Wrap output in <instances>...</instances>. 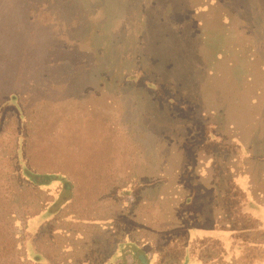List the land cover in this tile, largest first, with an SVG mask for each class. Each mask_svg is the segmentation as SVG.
<instances>
[{
  "label": "rangeland",
  "instance_id": "1",
  "mask_svg": "<svg viewBox=\"0 0 264 264\" xmlns=\"http://www.w3.org/2000/svg\"><path fill=\"white\" fill-rule=\"evenodd\" d=\"M11 92L0 133L17 128L18 169L24 144L42 173L71 170L74 211L112 217L119 205L96 196L144 178L134 213L173 226L162 245L145 248L151 262L192 264L200 240L219 231L221 264H264V209H251L241 177L227 182L228 227L208 219L221 214L219 190L209 188L233 173L264 204V0H0V97ZM226 168L233 173L217 174ZM180 173L189 196L177 226ZM195 200L200 213L185 210ZM50 220L42 213L24 231L37 264H54L36 248ZM73 245L61 258L82 255ZM120 248L106 246L97 264H116Z\"/></svg>",
  "mask_w": 264,
  "mask_h": 264
},
{
  "label": "trees",
  "instance_id": "2",
  "mask_svg": "<svg viewBox=\"0 0 264 264\" xmlns=\"http://www.w3.org/2000/svg\"><path fill=\"white\" fill-rule=\"evenodd\" d=\"M6 98L17 100L14 93L11 92L8 96L3 95L0 97V104ZM21 111L24 118V107ZM13 131L7 134H4V132L0 133V264H37L36 261H31L27 258L23 248V235L27 228V221L42 213H46L51 220L40 234L36 242V248L39 255L54 264H97L102 257L103 249L106 246L112 247L116 243L121 246L120 251L117 252L116 264H159L163 259H166L164 260L165 263L170 264V262L176 261L169 255H158L151 262L153 258L152 252L149 250L148 252L145 251L146 247V249H150L154 244L162 245L165 242L166 234L171 235L173 226L161 228L159 226L160 223L158 224V219H153L154 221L151 223V221L140 220L141 216L139 213H134L141 201L140 191L147 185L143 182L144 178L140 181L134 179L132 183L125 184L126 186L122 188L114 183L115 186H112L111 190L96 196V201L101 202L109 198L113 200L114 204L119 205L118 213L112 217L106 214L100 216V212L96 210L92 214L93 217L87 210L85 214L84 210L82 212L74 211L76 199L73 196L74 184L70 177L71 170L42 173L39 168L31 165L30 149L23 144L22 156L24 160L20 171L16 158L17 128L15 127ZM212 142H218V139ZM181 173L178 177V182L186 193H184L183 200L176 211L175 224L177 226L180 225L178 223L180 213L183 212L186 215L182 209L189 196V190L185 187L186 183L181 181ZM229 173H233V170L226 168L224 171L217 172L221 176ZM237 178L245 181L247 177L242 173H233L232 177L225 176L223 183L218 180L215 186L212 185L209 188L213 190L217 188L219 190L218 204L221 206V214L216 218L208 219L217 223L216 225L222 226L223 230L229 225L226 221L223 204L227 198V182ZM213 179L215 180V177ZM154 181L155 183H160L164 179L153 180L152 182ZM53 184L58 185L55 191L50 190V186ZM237 186L238 184L235 188ZM245 191L249 196L246 190V183ZM197 204V200H195L185 210L191 208L200 213L201 209ZM96 215L99 216L96 217ZM156 216L154 217L156 218ZM205 218L207 217H202L201 214L198 216L197 214L195 220L202 224ZM74 224L88 225L86 227L87 230H85L86 228H73ZM140 226L143 229H139ZM86 231H88V239H85ZM218 233L215 237L210 236L207 240H200L203 243L196 248V251L191 253L192 264H206L203 262L204 259H208L211 262L216 261L214 264H221V258L217 260V252L220 255L219 248L214 245V241L215 243L219 241ZM220 234L229 236L231 232H220ZM198 236L202 235L196 233L194 239L196 240ZM124 237L128 238L129 248L122 246ZM231 237L234 238L235 236L232 235ZM60 238H67L65 245L61 243ZM230 238L224 245L225 253L232 249L233 242L230 241ZM74 241L77 242L76 248L78 250H81V246L85 247V249H82V255L73 259L61 258V255L66 256L73 253ZM223 264L228 263L223 262Z\"/></svg>",
  "mask_w": 264,
  "mask_h": 264
},
{
  "label": "crops",
  "instance_id": "3",
  "mask_svg": "<svg viewBox=\"0 0 264 264\" xmlns=\"http://www.w3.org/2000/svg\"><path fill=\"white\" fill-rule=\"evenodd\" d=\"M223 142H225V140H223ZM226 145L227 144L222 145L225 148V150L231 148L230 146L227 147ZM236 148H237V145H236ZM243 149H245L246 150V153L248 154L249 151L247 150V147H243ZM260 162H262V164H264V157H262V159L260 160ZM245 183H246V190H247V192L249 194V201L251 202V208L253 210L254 209H264V204H260V203L255 202V199H254V197H253V195H252V193H251V191L249 189L250 185H249L248 177L246 178ZM262 238H264V236ZM164 260H166V259H163L162 262L159 263V264H168V263H165ZM203 262L206 263V264H214V263H216V261L211 262L208 259H204ZM170 264H173V262H170Z\"/></svg>",
  "mask_w": 264,
  "mask_h": 264
}]
</instances>
